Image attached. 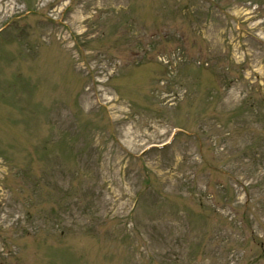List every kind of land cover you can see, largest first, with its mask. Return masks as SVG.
I'll return each instance as SVG.
<instances>
[{
    "label": "rangeland",
    "instance_id": "374dc122",
    "mask_svg": "<svg viewBox=\"0 0 264 264\" xmlns=\"http://www.w3.org/2000/svg\"><path fill=\"white\" fill-rule=\"evenodd\" d=\"M0 264H264V0H0Z\"/></svg>",
    "mask_w": 264,
    "mask_h": 264
},
{
    "label": "bare ground",
    "instance_id": "6f19581e",
    "mask_svg": "<svg viewBox=\"0 0 264 264\" xmlns=\"http://www.w3.org/2000/svg\"><path fill=\"white\" fill-rule=\"evenodd\" d=\"M66 40H67V38H66V39H65V38H62V41H63V42H65Z\"/></svg>",
    "mask_w": 264,
    "mask_h": 264
}]
</instances>
